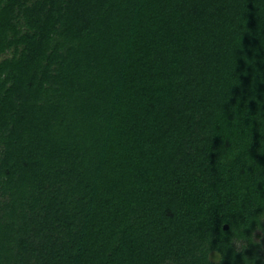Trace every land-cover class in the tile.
I'll return each mask as SVG.
<instances>
[{"label": "trees", "instance_id": "obj_1", "mask_svg": "<svg viewBox=\"0 0 264 264\" xmlns=\"http://www.w3.org/2000/svg\"><path fill=\"white\" fill-rule=\"evenodd\" d=\"M0 264H264V0H0Z\"/></svg>", "mask_w": 264, "mask_h": 264}, {"label": "water", "instance_id": "obj_2", "mask_svg": "<svg viewBox=\"0 0 264 264\" xmlns=\"http://www.w3.org/2000/svg\"><path fill=\"white\" fill-rule=\"evenodd\" d=\"M227 228H228V225H225V226H224V229H227Z\"/></svg>", "mask_w": 264, "mask_h": 264}]
</instances>
